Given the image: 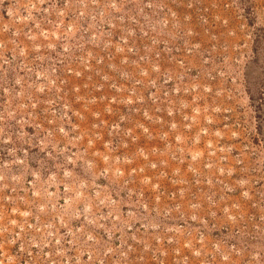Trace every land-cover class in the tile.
Here are the masks:
<instances>
[{
	"label": "rangeland",
	"instance_id": "374dc122",
	"mask_svg": "<svg viewBox=\"0 0 264 264\" xmlns=\"http://www.w3.org/2000/svg\"><path fill=\"white\" fill-rule=\"evenodd\" d=\"M0 264H264V0H0Z\"/></svg>",
	"mask_w": 264,
	"mask_h": 264
}]
</instances>
